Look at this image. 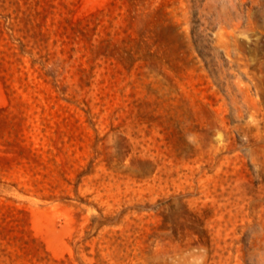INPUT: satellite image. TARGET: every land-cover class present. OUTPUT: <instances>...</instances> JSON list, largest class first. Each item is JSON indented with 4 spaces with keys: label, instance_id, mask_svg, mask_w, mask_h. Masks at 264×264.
Here are the masks:
<instances>
[{
    "label": "rangeland",
    "instance_id": "obj_1",
    "mask_svg": "<svg viewBox=\"0 0 264 264\" xmlns=\"http://www.w3.org/2000/svg\"><path fill=\"white\" fill-rule=\"evenodd\" d=\"M0 264H264V0H0Z\"/></svg>",
    "mask_w": 264,
    "mask_h": 264
}]
</instances>
